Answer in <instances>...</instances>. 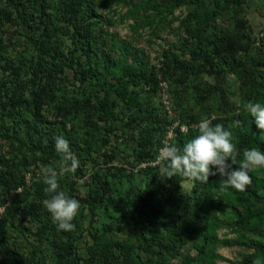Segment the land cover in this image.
Masks as SVG:
<instances>
[{"label": "trees", "instance_id": "1", "mask_svg": "<svg viewBox=\"0 0 264 264\" xmlns=\"http://www.w3.org/2000/svg\"><path fill=\"white\" fill-rule=\"evenodd\" d=\"M251 3L0 0V139L10 147L0 160V264H220L229 261L220 247L240 250L235 264L264 262V169L250 173L245 192L220 190L216 175L192 180L189 193L191 179L162 177L166 162H157L165 138L183 146L203 118L233 133L234 168L244 149L264 151L244 107L264 104V32L248 20ZM117 16L138 36L178 22L179 38L152 65L145 49L110 30ZM59 135L79 159L75 175L94 165L86 194L58 177L82 205L70 232L44 207L50 194L38 174L60 169ZM31 236L29 247L18 242Z\"/></svg>", "mask_w": 264, "mask_h": 264}, {"label": "clouds", "instance_id": "2", "mask_svg": "<svg viewBox=\"0 0 264 264\" xmlns=\"http://www.w3.org/2000/svg\"><path fill=\"white\" fill-rule=\"evenodd\" d=\"M244 107L260 130L259 139L264 141V104L249 101ZM194 127L199 134L183 146L171 143L169 138L163 140L157 162H166V165L160 168V175H166L167 178L179 175L201 183H208L210 176L219 175L220 190L234 188L239 192L247 191L252 184L250 173L254 169H264V151L257 147L244 149L242 160L238 167L234 168L233 165H237L241 153L233 142V133L226 130L222 124L213 125L212 119L209 118H203ZM171 135L169 133V137ZM54 140L63 166L59 170L52 166L41 170L43 182L47 185L45 192L50 194V198L43 200V205L51 214L58 230L70 232L75 230L73 221L79 215L82 205L77 199L60 190L58 176L75 173L80 167V162L71 150L68 140L62 135L56 136ZM253 264L264 262L258 259Z\"/></svg>", "mask_w": 264, "mask_h": 264}, {"label": "rangeland", "instance_id": "3", "mask_svg": "<svg viewBox=\"0 0 264 264\" xmlns=\"http://www.w3.org/2000/svg\"><path fill=\"white\" fill-rule=\"evenodd\" d=\"M125 11L126 10H124L123 12ZM180 12L181 11L178 10L176 12V15H180ZM248 12H249L248 20L254 26L256 33L264 32V0H252ZM103 16L107 18V20H109V16L107 12H105ZM118 17L119 16L115 18V23L111 25L110 30L114 31L119 36L120 41H127L128 43H131L132 46H135L139 49H145L147 53L151 56L152 65L155 64L159 65L160 63L158 62V55H160L163 52V48L173 44L177 40V37L179 38V36L175 33V29H177L178 22L172 25V27L170 28L168 27V29L165 32H162L159 35L152 36L150 34V31L147 29L144 31L143 35L138 36V35H134V33L127 26L132 23L131 21H128L126 24H124L121 21H119ZM22 51L25 52V49L21 47L19 49H16V53H20ZM68 76L71 77L70 81L74 82L75 80L74 72L69 70ZM162 87L163 90L160 94L161 101L164 103L165 107L166 106L171 107V101L168 91L169 89L167 88V85L165 83L162 84ZM3 158L5 159L10 158V147L6 141L0 139V160H2ZM101 164H103V162H101ZM62 166L63 165L61 164L60 168ZM93 166L94 165L92 164L89 165L88 167L89 169L87 170V175L84 177H80L79 175H75L74 173H70V172L64 173L58 177H60L63 180L64 184H67L66 182L68 183L76 182L75 188L80 190L82 194H86L87 187H85V184H86V180L90 178V175L92 173L91 168H93ZM38 174L40 177L42 176L41 172ZM183 186H184V190L190 193L192 191L194 183L192 180H190L185 182ZM225 232L226 231H221L220 235L222 238L234 237V235L231 234L225 236L224 235ZM85 239L91 240V237L88 234H86ZM18 240L17 241L20 242L24 247H29L30 243L36 242L35 237L33 236L29 237L28 239L21 238ZM218 252L222 256H224L227 260H229V261H220V264H235L242 258V256L240 255L241 252L237 247L234 248L220 247L218 249Z\"/></svg>", "mask_w": 264, "mask_h": 264}, {"label": "built area", "instance_id": "4", "mask_svg": "<svg viewBox=\"0 0 264 264\" xmlns=\"http://www.w3.org/2000/svg\"><path fill=\"white\" fill-rule=\"evenodd\" d=\"M166 110H168V114L172 115V112L170 110V107L166 106ZM183 131H186L187 129L185 127L182 128ZM169 133L173 135V131L171 130ZM171 135V137H172ZM22 189H19L21 191ZM15 193V191H11L10 196H12ZM5 207L6 206H0V216L5 212Z\"/></svg>", "mask_w": 264, "mask_h": 264}]
</instances>
